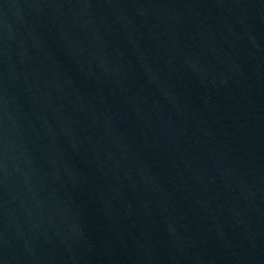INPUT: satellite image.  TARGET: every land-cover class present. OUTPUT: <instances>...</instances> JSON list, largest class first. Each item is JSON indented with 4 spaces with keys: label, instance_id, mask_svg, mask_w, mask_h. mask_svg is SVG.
Listing matches in <instances>:
<instances>
[{
    "label": "water",
    "instance_id": "obj_1",
    "mask_svg": "<svg viewBox=\"0 0 264 264\" xmlns=\"http://www.w3.org/2000/svg\"><path fill=\"white\" fill-rule=\"evenodd\" d=\"M0 264H264V0H0Z\"/></svg>",
    "mask_w": 264,
    "mask_h": 264
}]
</instances>
